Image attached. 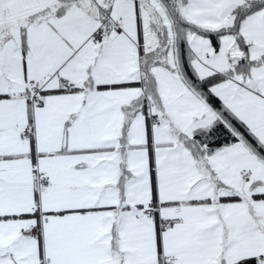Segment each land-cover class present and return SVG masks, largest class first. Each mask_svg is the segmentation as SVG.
Instances as JSON below:
<instances>
[{"label": "snow or ice", "instance_id": "1", "mask_svg": "<svg viewBox=\"0 0 264 264\" xmlns=\"http://www.w3.org/2000/svg\"><path fill=\"white\" fill-rule=\"evenodd\" d=\"M0 264H264V0H0Z\"/></svg>", "mask_w": 264, "mask_h": 264}]
</instances>
